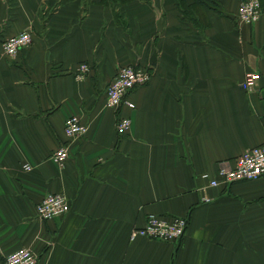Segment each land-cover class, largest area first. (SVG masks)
<instances>
[{
  "label": "crops",
  "instance_id": "obj_1",
  "mask_svg": "<svg viewBox=\"0 0 264 264\" xmlns=\"http://www.w3.org/2000/svg\"><path fill=\"white\" fill-rule=\"evenodd\" d=\"M18 1L10 16L0 0V23L34 35L0 58V264L22 248L38 264H264V177L209 186L264 144V0L253 25L236 19L242 0L198 8L197 24L176 0H60L51 14L52 0ZM81 63L92 71L79 83ZM130 64L152 77L117 113L107 89ZM250 73L260 80L246 92ZM73 115L89 126L78 140L64 135ZM60 147L70 157L59 168ZM50 193L71 211L45 222L36 206ZM149 215L188 219L184 237H132Z\"/></svg>",
  "mask_w": 264,
  "mask_h": 264
},
{
  "label": "built area",
  "instance_id": "obj_2",
  "mask_svg": "<svg viewBox=\"0 0 264 264\" xmlns=\"http://www.w3.org/2000/svg\"><path fill=\"white\" fill-rule=\"evenodd\" d=\"M262 0H247L240 5L237 12L238 22L245 25H253L261 19ZM32 42L31 35L26 31L13 36L4 44V52L8 57H13L19 51L27 48ZM90 68L82 64L78 68L77 78L88 75ZM152 74L149 69L137 65L120 67L114 80L110 83L106 93L107 108L120 111L124 107L134 109L135 105L127 99L128 94L137 87L146 86L151 80ZM260 80L259 75L247 74L241 87L246 92L256 88ZM132 121L128 117H121L117 131L124 136L131 130ZM89 133V126L83 124L78 116H70L65 123L64 135L69 140H78ZM70 157L67 147H61L53 155L54 162L63 167ZM26 171L32 168L24 166ZM264 177V144L245 151L236 161V166L231 170H220L218 177L209 181L210 187H220L238 182L257 181ZM207 178V177H205ZM71 205L67 197L60 193L47 194L36 206V214L41 221H51L69 214ZM188 219L186 218H163L156 215H149L144 227L136 228L132 237H143L150 240L162 242H178L187 230ZM38 255L26 248L19 249L8 255L5 264H38Z\"/></svg>",
  "mask_w": 264,
  "mask_h": 264
},
{
  "label": "rangeland",
  "instance_id": "obj_3",
  "mask_svg": "<svg viewBox=\"0 0 264 264\" xmlns=\"http://www.w3.org/2000/svg\"><path fill=\"white\" fill-rule=\"evenodd\" d=\"M4 1H7L6 2V5L8 6V10L10 9V13L9 14H11L10 16H12V13L13 14H15L16 15V13L18 12V11H20V3H19V1L18 0H4ZM15 1V2H14ZM59 1L60 0H52V4H47L46 5V8H45V12H46V14H51L52 12H54L55 11V9L57 8V6H58V3H59ZM65 1V0H64ZM81 1H85V0H81ZM88 1H92V0H88ZM109 2H111V3H113V4H118V3H121V1H118V0H108ZM113 1H115V2H113ZM247 0H242L241 2H240V4H239V7H240V5H242L243 3H245ZM238 7V8H239ZM236 19H237V21H238V18H237V15H236ZM9 25H10V17H8V19H7V21L6 22H4V24L1 22L0 23V58L2 59V60H8V61H14L15 59H17L18 57H19V55H20V53L24 50V49H27V48H29L30 46H31V44H32V42H33V35H34V33H33V31H32V26H28V27H25L24 29H22V31L20 32V33H22V32H24V31H26L27 33H29L30 35H31V38H32V42H31V44L27 47V48H24L23 50H21V51H19L18 52V54L16 55V56H13V57H8L6 54H5V52H4V44L6 43V42H8V40L9 39H11L13 36H16V35H19L20 33H18V34H16V35H13V36H10V35H8L7 34V31L9 30ZM82 64H87L88 66H89V68H90V72H89V74L88 75H86V76H84L83 78H77V73H78V68L79 67H81L82 66ZM128 66H134V65H125V66H121V67H128ZM120 69V68H119ZM118 69V70H119ZM91 71H92V68H91V65L90 64H88V63H81V64H78L77 65V67H76V70H75V73H74V78L77 80V82H79V83H82V82H85L86 81V79H87V77L90 75V73H91ZM108 109V108H107ZM113 111V110H112ZM117 113H119V111H116ZM119 122V121H118ZM66 139H68L67 137H66ZM69 140V139H68ZM61 148V147H60ZM58 150V149H57ZM56 152V151H55ZM54 152V153H55ZM54 153L51 155V161L56 165V166H58L55 162H54V160H53V155H54ZM59 168H60V166H59ZM25 170V169H24ZM32 171V170H31ZM8 257V256H7ZM7 257H6V259H7ZM6 259H4L5 261H4V264L6 263Z\"/></svg>",
  "mask_w": 264,
  "mask_h": 264
},
{
  "label": "trees",
  "instance_id": "obj_4",
  "mask_svg": "<svg viewBox=\"0 0 264 264\" xmlns=\"http://www.w3.org/2000/svg\"><path fill=\"white\" fill-rule=\"evenodd\" d=\"M121 2H127L131 0H118ZM177 7L180 9V11L186 15H189V17H193V21L197 24L196 20V10L200 7H210L215 6L214 0H194L193 5H187L185 0H176ZM262 9H263V0H262ZM238 12V11H237ZM195 19V20H194ZM200 25V23H199Z\"/></svg>",
  "mask_w": 264,
  "mask_h": 264
}]
</instances>
